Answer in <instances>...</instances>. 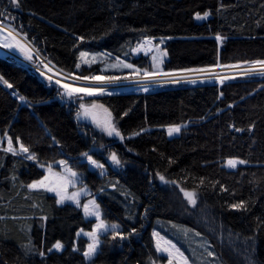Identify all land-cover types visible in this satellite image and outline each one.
<instances>
[{
	"label": "trees",
	"instance_id": "obj_1",
	"mask_svg": "<svg viewBox=\"0 0 264 264\" xmlns=\"http://www.w3.org/2000/svg\"><path fill=\"white\" fill-rule=\"evenodd\" d=\"M204 12L208 18L198 21ZM0 22L56 70L81 78L126 76L104 73L103 60L79 64L83 51L148 68L146 56L131 52L146 39L163 40V72L264 60V0H19V7L0 0ZM0 77L12 84L0 81V135L37 157L0 148V264H155L164 260L156 230L192 264H264V76L107 91L94 100L112 114L121 143L80 122L55 82L3 52ZM170 126H180L179 134L168 136ZM83 153L104 164V175L80 160ZM110 153L123 165H112ZM229 159L246 163L228 169ZM61 160L82 175L103 219L121 228L90 262L88 241L77 233L91 231L93 221L27 187L43 178L41 167ZM161 176L195 193L191 207L174 198L182 219L167 211ZM57 242L60 252L52 251Z\"/></svg>",
	"mask_w": 264,
	"mask_h": 264
},
{
	"label": "rangeland",
	"instance_id": "obj_2",
	"mask_svg": "<svg viewBox=\"0 0 264 264\" xmlns=\"http://www.w3.org/2000/svg\"><path fill=\"white\" fill-rule=\"evenodd\" d=\"M0 29H3L2 31H0V44L8 43V42H14L13 36H15V33H17L15 30H13L9 26L2 24L1 22H0ZM15 39L19 40V42L21 44H23L30 51V54L33 57L32 60L26 59L25 55L23 53H21L17 48L0 47V52L7 53L10 56H12L13 58H15L19 61H22L27 66L34 68L37 71H39L40 74L44 73L43 74L44 77H46L50 81L55 82L58 85L63 100L72 103L75 106L77 113H81V115L79 117L76 115L77 119L80 122L90 125L95 131H97L99 134H101L105 139H108V140L114 141V142H119V143L122 142V140L119 137H116V136L110 137V136L106 135L103 131H101L100 127H97L96 124L93 123V118H95L101 124L106 119H108V113H106L104 111L103 107H95V108L92 107L93 103L99 105L94 100V98L101 96V95L85 96L82 93H80V94H74L70 98L68 96L66 90L63 87H61L62 84H67L70 87H74V88H78V87L104 88L106 92L116 90V89H140L144 92H153V91L158 90V88H160L162 86L193 84L192 82H190L192 80H195L196 82H201V81H206V80H216L217 82H220L225 78L227 79V78H231V77H235V76L259 75V74H246L247 70L249 68L253 67V64H246V65L244 64V65H237V66H230V67L216 66L214 68H210V69L203 70V71L191 70V71H181V72H170L172 75H168V76L156 75V76L151 77V78L145 77L143 75V73L145 71L156 72V73L163 72L162 71V64H163V61L166 59V54H165V51L163 50V40L156 41V42L153 40H150L151 43L148 44L147 41H149V39H146V40H143V41L139 42L138 44H136L135 47L131 50V52H132L133 56H139V55L146 56L148 59L147 60L148 61V63H147L148 68L147 67L146 68H138L137 66H133L132 64H130V65H132V67L128 68V67H125V65L129 64V63H125V62H121V61H114V62L108 61L106 58H104L105 56H98V57L97 56H89L90 53H88V52H85V53H87V56L82 59L80 56V53H81L80 52L79 56H78L79 64L89 66V65L94 64L96 61H99V60L102 61L103 60L102 71L104 73L110 72V73L115 74V73L124 72L123 75H126V76L118 77L119 79H116V80H108L107 79L108 76L106 74H102L99 76H93V77L99 78V80H96V81H89V80H84V79L77 80L76 76H72V75H69V74H66V73H63V72L56 70L51 64H49L48 62L43 60L41 57H39L38 54L36 53V51L34 50V48L20 34H19V36H15ZM153 57H155V60L153 59ZM255 67L258 68L259 66H255ZM136 70H139V72L137 73ZM165 73H169V72H165ZM113 77H115V76H113ZM57 81H59V83H57ZM100 81H103V83H101ZM145 88L147 89L146 91H145ZM81 104H84L86 107L89 108L90 116L88 118H85L83 116V111L80 108ZM115 124H116V122H115ZM116 127H117V124H116ZM180 130H181V127H180ZM166 132H167V130H166ZM178 134L179 133H176V134H173L172 136H176ZM172 136H170V137H172ZM1 146L3 149H6L8 147V139L3 138L0 135V148H1ZM14 148H16L17 151H19V146L14 147ZM111 154L112 153L109 154V157ZM19 155L26 157L27 154L21 153ZM80 160L83 162H86L88 167L91 170H95V171L98 170L97 168L92 167V165H90L88 163L86 156L82 155L80 157ZM109 161L112 164L110 159H109ZM50 165L52 166L53 172L63 173L65 176H67V173H64V169L59 164V161L56 163L50 164ZM121 165H123V164H121ZM67 166H68V168H70L68 164H67ZM114 166L117 167L116 165H114ZM47 167L48 166L41 167L43 169V171L45 172L43 178L46 175H49V173L46 171ZM225 167L228 169H233V168H229L227 166V161L225 162ZM71 170L74 171L73 169H71ZM74 172H76V171H74ZM77 174H78V178H77L76 186L72 187L71 185H68L67 194L71 195L73 192H79L82 188L87 189L88 194L82 193L79 196V200L81 203V207H79V209L81 210L82 214L84 215L83 205L85 203H87L89 200L94 199L96 201V199H95L94 195H92L90 193V190L88 189V187L84 184L83 179H82V175L79 173H77ZM42 179H40V180H42ZM69 179H71V178L69 177ZM158 184L161 186V188H163L164 194L167 197V206L166 207H167V211L171 215L181 218L180 214L177 213V205H176L177 200L179 201L178 203H180L181 206L182 205L184 206L183 203H186L188 207L193 206L192 204L189 203L188 199L185 198L184 190L182 191L181 189H174L172 185L167 183L164 179L161 180V178H158ZM32 190H44V189H32ZM47 193L56 197L54 192H47ZM174 198H176V201L174 200ZM96 203H97V201H96ZM64 204H71V205L77 207L71 200H66L63 204H59V205H64ZM100 211H101V218L103 219V213H102L101 208H100ZM85 219L93 221V227H94V225L96 223L95 217H88ZM105 223L109 224V225L115 224V223H107L106 221H105ZM91 231H92V229H91ZM120 231H121V228L119 226V228L116 229V232L119 233ZM79 232L81 233V235L78 237L85 238L88 241V244L91 243V240L89 239V237L83 235V232H90V231H79ZM153 233L156 234L155 237H154ZM110 235L112 236V230L111 229H109L107 232L100 234L101 243L99 244L96 253L91 257V259H86L84 256V258L87 262L92 261L94 259V257L96 256V254L99 252L101 244H102V239L109 237ZM152 237H153L155 250H156L157 242L160 243V246L162 248H166L169 245H175L176 248H178L180 250V252H182L186 258H188L189 264H192L191 263L192 261L187 256L185 251L174 240L168 238L164 234H161L157 230L152 232ZM165 241H167V244H165ZM88 244H87V246H88ZM61 250L57 251L54 247L52 248V251H55V252H60ZM85 251H87V247H86ZM157 254L159 256L163 257L164 260H162V262H158L155 264H167V260H168L167 253H158L157 252ZM174 264H175V262H174Z\"/></svg>",
	"mask_w": 264,
	"mask_h": 264
},
{
	"label": "snow or ice",
	"instance_id": "obj_3",
	"mask_svg": "<svg viewBox=\"0 0 264 264\" xmlns=\"http://www.w3.org/2000/svg\"><path fill=\"white\" fill-rule=\"evenodd\" d=\"M10 3L15 6V7H19V0H10ZM209 16L208 12H204L203 15L197 14L196 15V19L197 20H205L207 19ZM3 29H0V31H2ZM15 36H19V33H15ZM15 36H13V41L14 42H8V43H3L0 44V47H5V48H17L21 53H23L25 55V58L28 60H32L33 57L30 54V51L19 42V40L15 39ZM218 43H222L223 38L217 34V36L215 37ZM148 44L151 43V41H147ZM81 58H85L87 56V53L85 52H81L80 53ZM153 59L155 60V57H153ZM253 67L249 68L246 72V74H259L261 76H264V60H260V61H254L252 62ZM255 66H259L258 68ZM80 65L77 64V68H79ZM125 67L131 68L132 65L130 64H126ZM137 73L139 72V70H136ZM198 71H203V70H198ZM42 75L44 73H41ZM143 75L145 77H154L156 75H172L171 73H165V72H161V73H156V72H148L145 71L143 73ZM77 80L79 79H84V80H89V81H96L99 80V78L97 77H76ZM108 80H116L119 79L118 77H108ZM0 81H2L8 88L12 87L11 83H8L6 80H3L2 77H0ZM101 83H103V81H100ZM192 83H195V80L190 81ZM57 83H59V81H57ZM61 87H63L68 96L71 98L72 95L74 94H80L82 93L85 96H94V95H103V94H112L110 92H106L104 88H94V87H78V88H74V87H70L67 84H62ZM147 89L145 88V91ZM21 100L24 99V97H20ZM93 108L95 107H102V105H97L95 103H93L92 105ZM80 108L83 111V116L85 118H88L90 116V110L88 107H86L84 104L80 105ZM104 111L106 113H108V119H106L102 124L100 122H98L95 118H93V123L96 124L97 127L101 128V131H103L106 135L108 136H116L119 137L121 140L124 139V136L121 134V132L119 131V129L116 127L115 122L112 119V114L110 112H108V109H104ZM81 115V113H77V116L79 117ZM126 115V113H125ZM180 131V126H170L167 128V133L169 136H172L173 134L179 133ZM237 131H240L239 129H237ZM133 135H139V133H134ZM17 144H19V151H17L16 148L13 147V141L11 139L8 140V147L6 149H4V151L6 152H10L12 155H19L21 153L27 154L26 158L28 160H33L36 161L37 157L35 154L31 153L29 148L26 147L25 145H23L22 143H20V141L17 139L16 141ZM82 155L87 157L88 163L90 165H92V167L97 168V169H101V175H104L103 169H104V164L98 163L96 160L92 159L91 156H89L87 153H83ZM109 159L111 160L113 165H116L117 167L121 166V161L118 158L116 153H112L109 157ZM246 161L244 160H236V159H229L227 161V166L229 168H236L238 164H245ZM59 164L63 167L64 169V173H67V176H65L63 173H56L52 171V166L48 165L46 171L49 173V175H46L42 180H39L37 182H34L32 184L27 185V187L29 189H44L47 192H54L57 200L56 203L57 204H63L66 200H71L78 208L81 207V203L79 200V196L83 193V194H88L87 189L82 188L79 192H73L71 195L67 194V187L68 185H71L72 187L76 186V182H77V178H78V174L74 171H72L70 168H68L67 164L65 161L61 160L59 161ZM69 177L71 179H69ZM161 180H163L164 178L161 176L160 177ZM174 183V182H173ZM183 191V189H182ZM184 196L186 199H188L189 203L192 205L196 204V199H195V193L194 192H187L184 191ZM230 207L239 210L240 208L244 207L243 202L239 203V204H233ZM83 211H84V216L85 218L88 217H95L96 223L94 225V227L92 228V231L90 232H83V235L88 236L89 239L91 240V243L88 244L87 246V251H85L83 253V255L85 256L86 259H91V257L96 253L99 244L101 243L100 240V234L107 232L109 229L112 230V237L113 239H115L118 235V233L116 232V229L119 228L118 224H106L105 221L101 218V211H100V205L96 203V201L94 199L89 200L87 203H85L83 205ZM81 233L78 232L77 236H80ZM154 237L156 236L155 233H153ZM120 239H126L127 237L120 234L119 235ZM165 244H167V241H165ZM63 247V245L59 242H57L54 245V248L59 251L61 250ZM51 250V249H50ZM74 251H76L77 249H73ZM156 251L158 253H167L168 256V260H167V264H189V260L188 258H186L184 256V254L182 252H180V250L178 248H176L175 245H169L166 248H162L160 246V243L157 242L156 244ZM41 255H43V253H41ZM209 255H212V253L210 252Z\"/></svg>",
	"mask_w": 264,
	"mask_h": 264
}]
</instances>
